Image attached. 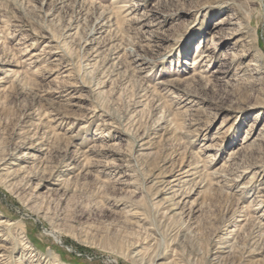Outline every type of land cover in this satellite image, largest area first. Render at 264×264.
<instances>
[{"label": "rangeland", "instance_id": "374dc122", "mask_svg": "<svg viewBox=\"0 0 264 264\" xmlns=\"http://www.w3.org/2000/svg\"><path fill=\"white\" fill-rule=\"evenodd\" d=\"M263 188L264 0H0L4 264H264Z\"/></svg>", "mask_w": 264, "mask_h": 264}, {"label": "bare ground", "instance_id": "6f19581e", "mask_svg": "<svg viewBox=\"0 0 264 264\" xmlns=\"http://www.w3.org/2000/svg\"><path fill=\"white\" fill-rule=\"evenodd\" d=\"M135 7V6H134ZM134 9V8H133ZM131 11V10H130ZM129 11V12H130ZM133 13V12H132ZM222 24V23H221ZM205 56H203L202 58H204ZM133 63H136L137 64V66H143V65H145L146 63H145V61L143 60V59H141V58H139L138 56L137 57H135L134 59H133ZM260 172H263V170L262 171H260ZM262 190V192L263 193H261L263 196H262V198L263 199H261V201H259V202H261L260 204H263L264 203V188L263 189H261ZM264 206V205H263ZM0 228H1V224H0ZM53 237H55V236H53ZM6 242V239L5 238H3V234H2V231H1V229H0V243H2V244H4ZM28 249H30V247H28V246H25L24 247V251L25 250H27V252L29 251ZM26 254V253H25ZM4 255L2 254V248L0 247V264H4ZM31 264H42V263H39V262H37L36 260H33L32 259V261H31Z\"/></svg>", "mask_w": 264, "mask_h": 264}]
</instances>
